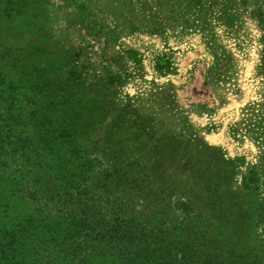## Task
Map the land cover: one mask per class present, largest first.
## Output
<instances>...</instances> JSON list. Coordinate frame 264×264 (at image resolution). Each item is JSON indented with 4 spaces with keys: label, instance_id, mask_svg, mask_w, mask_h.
I'll return each instance as SVG.
<instances>
[{
    "label": "trees",
    "instance_id": "obj_1",
    "mask_svg": "<svg viewBox=\"0 0 264 264\" xmlns=\"http://www.w3.org/2000/svg\"><path fill=\"white\" fill-rule=\"evenodd\" d=\"M47 15L45 0H0V264H264L254 167L241 180L247 206L218 184L207 206L174 201L185 192L164 186L163 171L147 181L108 147L97 172L98 143L127 107L107 96L124 81L105 72L83 85L75 51L64 78L44 42ZM203 145L220 173L239 172L243 161ZM15 159L22 167L7 171Z\"/></svg>",
    "mask_w": 264,
    "mask_h": 264
},
{
    "label": "rangeland",
    "instance_id": "obj_2",
    "mask_svg": "<svg viewBox=\"0 0 264 264\" xmlns=\"http://www.w3.org/2000/svg\"><path fill=\"white\" fill-rule=\"evenodd\" d=\"M45 4L48 18L43 22L51 30L44 32V42L63 61L59 72L64 78L77 64H71L75 51V61L88 69L83 85L105 72L124 81L107 96L127 107L114 122L113 136L104 135L98 143L97 172L110 166L101 156L108 147L135 159L136 171L147 181L163 171L164 186L177 184L180 194L185 192L171 197L174 201L189 198L207 206L206 191L218 184L232 189L234 200L247 206L251 196L241 180L252 166L260 186L253 194L264 203V0ZM203 143L218 147L221 159L243 161L239 172L220 173L211 160L214 152ZM19 167L18 159L10 160L7 171ZM259 233L264 236V224Z\"/></svg>",
    "mask_w": 264,
    "mask_h": 264
}]
</instances>
